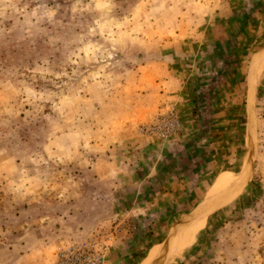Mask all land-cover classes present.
Instances as JSON below:
<instances>
[{"label":"rangeland","instance_id":"1","mask_svg":"<svg viewBox=\"0 0 264 264\" xmlns=\"http://www.w3.org/2000/svg\"><path fill=\"white\" fill-rule=\"evenodd\" d=\"M226 4L0 0V264H54L69 242L110 248L130 233L133 243L132 231L143 228L146 243L127 246L133 260L123 264L147 256L148 264H264V53L256 65L264 41L244 69L241 132L225 153L231 162L209 168L197 197L179 208L174 225L169 219L159 243L148 226L156 220L132 214L142 205L127 195L139 187L127 175L144 168L143 141L165 140L140 131L163 113L132 123L128 139L121 131L108 133L110 125L118 128V120L126 123L140 112L141 87L149 82L145 63L172 42L191 39ZM225 181L234 182L217 196L227 199L204 205L209 186ZM199 216L202 226L184 231ZM189 237L188 245L166 254L171 242Z\"/></svg>","mask_w":264,"mask_h":264},{"label":"crops","instance_id":"2","mask_svg":"<svg viewBox=\"0 0 264 264\" xmlns=\"http://www.w3.org/2000/svg\"><path fill=\"white\" fill-rule=\"evenodd\" d=\"M226 6L210 16L191 39L172 42L167 50L145 63L149 82L141 87L143 103L137 105L140 112L126 116V123L118 120V128L110 125V135L121 131L128 139L135 133L132 123L145 119L152 122L170 106L180 112L181 131L165 140L143 141L146 148L140 166L144 168L140 173L132 169L127 175L129 184L139 186L127 195L139 198L142 205L132 214L150 223L156 220L148 225L154 231L150 235L158 241L155 243L166 239L168 221L171 219L170 225L178 221L182 215L179 208L185 201L197 197L200 182L211 172L209 168L231 162L229 155L225 159L230 149L228 140L241 132L239 124L247 97L243 85L249 74L244 69L264 41V0H227ZM263 53L264 49L256 65ZM248 82L246 92L250 90ZM116 138L122 142V138L112 137ZM146 138L150 140V136ZM215 189L210 185L206 197L212 198ZM142 231L148 236V229ZM124 238L109 248V264L133 260L127 248L133 245L128 241L131 233Z\"/></svg>","mask_w":264,"mask_h":264},{"label":"built area","instance_id":"3","mask_svg":"<svg viewBox=\"0 0 264 264\" xmlns=\"http://www.w3.org/2000/svg\"><path fill=\"white\" fill-rule=\"evenodd\" d=\"M181 129L178 111L170 108L155 122L142 126L140 131L166 139L176 135ZM107 249L109 250V248L97 247L95 241H72L56 252L54 264H109Z\"/></svg>","mask_w":264,"mask_h":264},{"label":"bare ground","instance_id":"4","mask_svg":"<svg viewBox=\"0 0 264 264\" xmlns=\"http://www.w3.org/2000/svg\"><path fill=\"white\" fill-rule=\"evenodd\" d=\"M238 177H236V181H237ZM234 181H229V182H222L219 186L216 187L214 194L212 196L216 197L217 195H219L225 188H227L230 184H232ZM236 183V182H235ZM198 215V214H197ZM196 215V216H197ZM202 226V216H199L190 226H188V228H186L184 231H193V230H198L199 227ZM186 234V233H185ZM193 234L187 233L186 236H190ZM185 236V235H184ZM192 237L189 238H185L184 240H179L177 242L174 243V245H172L171 249H170V253L168 256H171L173 254H175L177 251H179L180 249H182L183 247H185L186 245H188L191 242ZM157 256V255H156ZM148 259L149 257L147 256L145 259H142V261L139 264H148Z\"/></svg>","mask_w":264,"mask_h":264},{"label":"water","instance_id":"5","mask_svg":"<svg viewBox=\"0 0 264 264\" xmlns=\"http://www.w3.org/2000/svg\"><path fill=\"white\" fill-rule=\"evenodd\" d=\"M249 83V89H250V81L248 82ZM237 189H235L233 192H235ZM232 192V193H233ZM225 199H227V196H217V197H213V198H210L208 200H206L204 202V205H209V204H213V203H218V202H221V201H224ZM194 214V212H191V214H189L188 218H185L184 220L182 219L181 223H182V227L181 228H184V225L190 220V218L192 217V215ZM184 221V222H183ZM182 231V230H181ZM171 247L172 245H174L175 241L174 242H171ZM171 247L168 245L166 247V254L168 255L169 254V251L171 249Z\"/></svg>","mask_w":264,"mask_h":264},{"label":"trees","instance_id":"6","mask_svg":"<svg viewBox=\"0 0 264 264\" xmlns=\"http://www.w3.org/2000/svg\"><path fill=\"white\" fill-rule=\"evenodd\" d=\"M132 242H133V245L135 244V243H140V242H144L145 241V238H144V234H143V232L141 231V229H138L137 231L136 230H134V231H132ZM147 238H149V237H147ZM149 240L150 241H148V243L147 244H149L150 242H152L153 241V239L151 238H149ZM137 261V259H134V263Z\"/></svg>","mask_w":264,"mask_h":264}]
</instances>
